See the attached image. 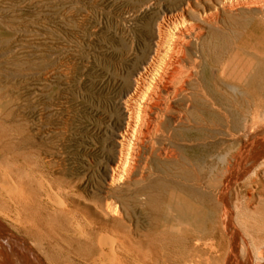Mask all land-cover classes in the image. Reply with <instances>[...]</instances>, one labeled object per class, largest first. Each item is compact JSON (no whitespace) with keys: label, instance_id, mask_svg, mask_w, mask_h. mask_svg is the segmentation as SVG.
<instances>
[{"label":"bare ground","instance_id":"bare-ground-1","mask_svg":"<svg viewBox=\"0 0 264 264\" xmlns=\"http://www.w3.org/2000/svg\"><path fill=\"white\" fill-rule=\"evenodd\" d=\"M115 9L108 52L102 49L106 39L98 42V73H89L85 56L80 62L86 67L77 69L82 120L91 119L98 127L106 122L108 127L105 138H101L108 149L104 167L107 180L90 196L85 195L84 177L80 170H74L76 167L47 179L49 174L43 177L25 162L11 159L6 151L1 153L0 226L9 220L22 225L27 234H14L8 223L9 228L0 227V264H74L65 257L52 261L33 237L37 234L43 237L41 241H58L47 224L54 214L64 221L59 226L62 237L86 245L82 264H128L132 245L122 232L126 225L117 236L115 230L121 221L117 220L119 226L112 223L126 212L120 199L129 201L132 209L147 206L150 197L143 186L154 178L178 182L183 170L194 169L184 150L209 145L215 147V154H208L216 157L212 175L202 182L192 170L193 182L188 183L191 190L204 194L206 202L167 188L162 209L156 211L162 218L157 228L163 234L187 239L189 253L177 257L176 264H264V236L255 242L251 239L239 223L240 206L233 202L234 191L243 183H256L264 165V97L258 91L259 68L264 67V0H131ZM138 16V26H126L123 31L121 25ZM64 18H60L62 24ZM233 19H244L248 25L229 28ZM229 31L235 38H229L228 46L225 38ZM50 50V46L43 51L37 48L31 62L36 90L45 95L51 90V74L58 72L59 65V73H70L74 59L71 54H62L54 63ZM34 104L42 118L46 100L37 97ZM46 144L29 133L13 149L26 160L34 148ZM80 206L91 219L81 216Z\"/></svg>","mask_w":264,"mask_h":264},{"label":"rangeland","instance_id":"rangeland-1","mask_svg":"<svg viewBox=\"0 0 264 264\" xmlns=\"http://www.w3.org/2000/svg\"><path fill=\"white\" fill-rule=\"evenodd\" d=\"M130 1L131 0H0V154L6 151L11 159L14 158V161L16 159H19L20 161L25 162L31 169L35 171L37 170V173L43 175V177L46 174H49V177L48 175H46L47 177L45 176V178L47 179H49L50 176L52 177L54 175L61 176L65 171L70 170L69 168L72 169L76 167L74 168V170H80L81 174L84 177L83 188L85 190L83 191L85 195L90 196L94 190L101 188L105 184V181L107 180L105 172L107 171V169L104 167H106L105 160L108 155V149H106L104 140L101 138H105L107 133L106 130L108 129V127L106 122L101 123L100 127L103 128H100L96 126V123L93 124L91 119H88L86 121L82 120L81 110L79 109L80 96L78 87L80 74L77 69L82 66L86 67V64L83 65L80 62V57L85 56V63H87V65L90 63V65H88V70L90 71L91 69L89 73H98L97 66H95V61L97 60L96 51L99 49L98 42L100 39L105 38L106 41L102 46V49L108 52L107 50L110 46V43H108V41H110L109 39H111L114 34L113 28L116 21L115 8L116 6L123 7L124 5L129 4ZM55 6L56 8H54ZM52 12L54 13L53 19L51 18ZM62 16L65 17L63 20V24L60 21V18ZM141 16L142 15L140 14V17ZM52 20H55V24ZM59 23H61V25ZM132 23H134L135 27ZM138 24L139 16L137 20H130L129 22H127V24L121 25V28L123 29V31H126V26L134 29L136 28V26H138ZM229 24V28L243 29L246 27V25H248V22L246 20L244 21V19H233L229 20ZM234 24H236V26H234ZM229 32L227 34V36L229 35L228 38H225L228 46L229 44H231L230 40L232 39L231 41H233V39L235 38L234 33ZM46 46H50L51 50L49 51V55L51 61L54 63H56V59L62 57V54L63 56L71 54L70 56H73L74 58L71 59L73 61V65L72 71H70V73H59V71H61L59 65L58 72L55 73V75L51 74L49 80L51 90L48 95H45L41 90H36L37 86L34 79L35 75L31 65L35 50L37 48H41V50L43 51ZM86 59L88 62L86 61ZM92 70H95L96 72ZM259 70L260 76L258 79V91L261 90L259 91V93L264 97V67L261 66ZM39 86L40 85H38V87ZM37 97H40L42 100L45 99L47 102L46 106L44 107L46 113L42 115V118H45L44 120L42 118H39L37 114V106H35L36 104H34L35 98ZM45 115L47 116V118L45 117ZM67 117H69V129L66 131L64 126L66 124L65 122L67 120ZM38 124L40 125L38 126ZM22 126L26 127L24 131L23 128H21ZM87 126L91 129L89 130ZM91 131H93L94 133ZM29 133L31 136L32 134H34L37 140L46 141L47 144L45 147L34 148V152L29 154L32 155L26 156V160H24V157H20L18 153L16 154V152H14L15 149L13 148L20 142L21 137L26 138V136H29ZM8 151H10V153ZM44 151L46 152V154ZM183 154H186L185 156H188L186 157V159L189 163L192 164V166L194 163V169H192L195 171L194 174H198V177L202 182H207L212 175L210 169L211 167H214V164L216 163V157H211V155L215 154V147L211 145H209V148L195 146L190 150H184ZM13 160H11V162ZM53 160H57L56 163L52 162ZM48 161L50 163H48ZM192 170H183L185 172L184 175H179L178 178L176 176L178 182H175L174 184L173 182H166L165 180L162 181L158 178H154L155 180L152 179L145 185V187L143 186V192L146 193L147 191V194L150 197V200L147 204V206L149 207L138 205L135 206L134 210L129 207V201L125 200V198L120 199V201L123 202V210H126V212H122L123 218H114L116 219V221L112 223H115V225L119 226L118 223H120L119 221H121L122 224L120 223V227H116V229H118L119 231L122 225H126V227L124 228L128 227L130 229L129 230L127 228L130 232H128L126 229L124 230L123 227V231L121 230L123 233L125 232L129 236L130 244L132 245V252L130 251L131 249L129 250L131 254L129 253L128 255L127 253L128 264H134V262L135 264H172V261L173 264H176V262L179 260L178 258L181 257V255L186 256L189 253L187 239L181 237L179 238L178 236L175 237V235H172L170 233L163 234L157 227L160 220L162 219L158 218V214L162 209V204L166 195L167 188L180 190L187 195L189 194L198 198L200 201L206 202L207 198L204 196V194L202 195L200 193H197L194 190H191L193 188L188 186V183L193 182L191 178ZM263 171L264 165L258 175V180L256 181V183L255 181L252 182L253 184L248 182L243 183L238 188V191H234L233 195V202L236 205L238 204L240 206L239 210H241V213L238 211V220L240 219L239 223H241L240 225H242L244 229L248 230L246 232L250 234L249 236H251V239H253L254 242L259 238L262 239V237L264 236V228H262L264 227ZM204 175L207 177H205ZM261 177L262 179H260ZM179 179H182L183 181L181 180L182 182H179ZM152 181L154 183H152ZM147 185L152 189L147 187ZM84 186L87 188H85ZM53 187V190L55 191V186L53 185ZM125 190L126 189L124 188L123 193H125ZM148 190H151L150 193L148 192ZM152 199H156V202ZM113 201L114 203L117 202V200H114V198ZM117 203L120 204L119 201ZM242 208H244V210ZM80 209V214L82 213L81 216H83L84 214V218H92V216L87 211L82 209V206H80ZM156 211L159 213L157 214ZM147 214H150L152 217L150 216V218H148ZM54 215L52 217H54ZM52 217H49L50 219L48 220L47 224L53 223L54 226L57 225L56 227H52V225L48 224V228L50 231L54 230L56 233H58L56 234L54 231V233L50 232L52 235L56 236V240H58V243L48 241L47 239L46 240L48 242L44 240L41 241L43 237L41 238V236L37 234H34V239L38 244L39 242H41L39 245H41L42 247L44 246L43 250H46L45 253L49 254L48 256L51 259L53 258L52 261L56 262L57 257H59L60 259L61 257L63 259L65 257L66 260L73 259L74 264H82L83 255L81 253L83 250H87L86 245L78 241H73L71 239L62 237V235H60L59 229L64 224V221L63 219L57 217V215L56 218ZM110 219L112 220V218ZM118 219L119 221H117ZM7 223L13 228L12 232L14 234H27L22 225L13 223L9 220ZM7 223L0 227L2 229L9 228V225ZM118 230H115V232L117 231L115 233L116 235L118 234L117 236H119V234H122V232L120 231V233ZM22 239L26 241V238L23 237ZM71 241L73 242L71 243ZM49 243H51L52 245ZM66 244L69 246H67ZM138 247L140 248V250ZM59 248L62 249L58 251ZM67 248L71 249L68 250ZM56 249L58 250L56 251ZM136 249H138L139 251H136ZM66 251L72 254H76H73V256L80 257H73ZM145 256H147L148 260ZM140 257L142 261L140 260ZM156 257H158L159 260ZM130 259H132V263L131 261L129 262ZM80 260L81 262H78ZM174 260H176V262H174Z\"/></svg>","mask_w":264,"mask_h":264}]
</instances>
